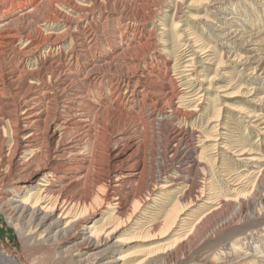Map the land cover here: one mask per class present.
<instances>
[{
    "label": "bare ground",
    "instance_id": "obj_1",
    "mask_svg": "<svg viewBox=\"0 0 264 264\" xmlns=\"http://www.w3.org/2000/svg\"><path fill=\"white\" fill-rule=\"evenodd\" d=\"M165 1L8 0L9 5H0L2 208L16 222L39 220L40 235L65 237L61 244L73 243L86 260L131 243L118 235L138 221L143 208L166 203L177 192H184L182 203L168 221V233H178L177 224L195 208L208 215L221 208L206 200L201 181L204 151L208 145L220 147L219 135L174 126L189 123L205 108H184L183 90L169 75L163 50H157L155 30H149L166 16ZM24 20L28 25L19 26ZM174 24L180 36L181 26ZM191 71L205 84V76ZM139 128L150 131L145 135L151 145L139 137ZM253 154L242 148L238 161L249 178L264 179V156ZM234 196L222 203L245 199L241 192ZM232 247L216 264H256L251 252L238 257ZM0 264L21 263L4 251Z\"/></svg>",
    "mask_w": 264,
    "mask_h": 264
},
{
    "label": "rangeland",
    "instance_id": "obj_2",
    "mask_svg": "<svg viewBox=\"0 0 264 264\" xmlns=\"http://www.w3.org/2000/svg\"><path fill=\"white\" fill-rule=\"evenodd\" d=\"M208 1L166 0V16L155 25L150 24L149 30H155L157 50H163L161 58L167 59L171 67L169 75L177 80L178 91L183 90L184 108L198 109L199 104L205 108L189 123L174 126L187 130L202 128L209 135H219L215 139L220 140V147L208 145L209 149L204 151L202 177L206 181H201L206 200L215 208L220 204L221 208L210 215L204 208H195L183 216L184 222L177 224L178 233H168L165 231L168 221L182 203L181 190L168 197L166 203L162 200L142 209L138 221H132L127 231L117 237L132 240L131 243L86 260L88 255L82 256L73 243L61 244L65 237L40 235L43 228L38 225L39 220L29 222V218H24L16 222L0 202V252L5 251L21 264H110L118 257L123 259L119 264H216L222 262L220 258L231 251L232 245L238 257L251 252L256 264H264V259L256 258L264 255V179L249 178L248 168L237 156L242 148L252 150L255 156H264V0H218L220 4ZM5 2L8 0H0V5ZM179 5L183 8L177 13ZM223 16L232 24H224L228 22ZM175 21L181 26L180 36L174 34ZM23 22L18 25H28L27 20ZM218 27H224L225 31H218ZM235 30L243 31L238 36ZM165 42L169 46H164ZM193 69L197 75L206 77L205 84L191 76ZM138 132L151 145L145 135L150 131L139 128ZM148 166L150 170L151 164ZM239 192L245 196L244 200L222 203L234 194L236 198ZM103 223L101 220L99 225ZM176 237L182 239L181 244L176 243L179 239Z\"/></svg>",
    "mask_w": 264,
    "mask_h": 264
}]
</instances>
